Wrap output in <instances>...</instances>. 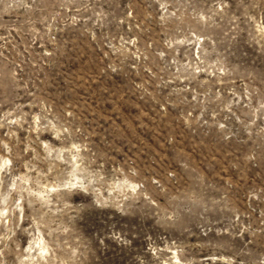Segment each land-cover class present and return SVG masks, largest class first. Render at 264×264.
Masks as SVG:
<instances>
[{"label": "rangeland", "instance_id": "374dc122", "mask_svg": "<svg viewBox=\"0 0 264 264\" xmlns=\"http://www.w3.org/2000/svg\"><path fill=\"white\" fill-rule=\"evenodd\" d=\"M0 264H264V0H0Z\"/></svg>", "mask_w": 264, "mask_h": 264}]
</instances>
